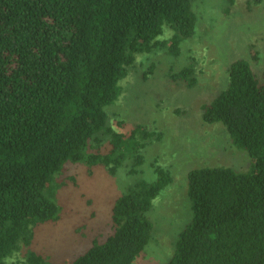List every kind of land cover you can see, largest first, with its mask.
<instances>
[{
  "label": "trees",
  "instance_id": "obj_1",
  "mask_svg": "<svg viewBox=\"0 0 264 264\" xmlns=\"http://www.w3.org/2000/svg\"><path fill=\"white\" fill-rule=\"evenodd\" d=\"M196 30L193 0H0V264L23 251L26 264H56L31 246L39 226L61 219L57 192L67 184L57 176L68 162L115 175L131 159L138 173L155 132H118L106 108L138 56H178ZM170 78L197 83L192 66ZM202 118L224 126L250 168L188 173L192 216L166 264H264V81L249 61L230 64ZM100 134L108 150L94 153ZM155 174L117 198L104 241L60 264H134L152 238L154 200L172 183L166 169L155 166Z\"/></svg>",
  "mask_w": 264,
  "mask_h": 264
},
{
  "label": "rangeland",
  "instance_id": "obj_2",
  "mask_svg": "<svg viewBox=\"0 0 264 264\" xmlns=\"http://www.w3.org/2000/svg\"><path fill=\"white\" fill-rule=\"evenodd\" d=\"M197 30L182 43L178 56L165 50L140 55L120 84L122 94L107 107L109 124L118 132L143 125L156 137L143 150L144 162L132 173L128 159L110 175L103 166L89 169L68 162L57 176L67 187L57 192L61 219L36 229L32 249L60 264L84 254L94 241L112 232V207L139 179L154 181L155 166L166 169L172 183L154 200L148 216L152 238L134 264H166L180 232L192 216L187 198L188 173L206 166L250 168L249 155L238 149L221 124H206L202 106L226 87L228 67L237 59L250 62L264 81V0H193ZM167 26L161 39L169 37ZM192 66L197 83L171 80L170 74ZM147 75V77H145ZM103 134L91 142L94 153L108 150ZM8 264H26L24 251Z\"/></svg>",
  "mask_w": 264,
  "mask_h": 264
}]
</instances>
